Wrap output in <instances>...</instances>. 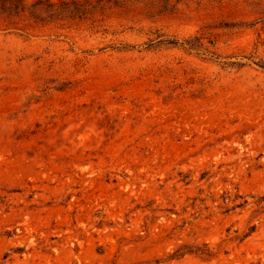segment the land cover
Instances as JSON below:
<instances>
[{
  "label": "rangeland",
  "instance_id": "374dc122",
  "mask_svg": "<svg viewBox=\"0 0 264 264\" xmlns=\"http://www.w3.org/2000/svg\"><path fill=\"white\" fill-rule=\"evenodd\" d=\"M0 264H264V0H0Z\"/></svg>",
  "mask_w": 264,
  "mask_h": 264
},
{
  "label": "trees",
  "instance_id": "16d2710c",
  "mask_svg": "<svg viewBox=\"0 0 264 264\" xmlns=\"http://www.w3.org/2000/svg\"><path fill=\"white\" fill-rule=\"evenodd\" d=\"M170 43H172V44H177L178 43V41L177 40H171V41H169ZM188 42V41H187Z\"/></svg>",
  "mask_w": 264,
  "mask_h": 264
}]
</instances>
